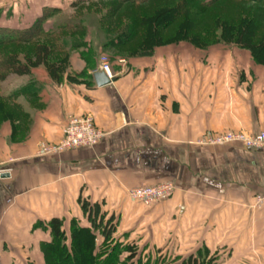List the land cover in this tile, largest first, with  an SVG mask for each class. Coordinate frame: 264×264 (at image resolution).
Returning a JSON list of instances; mask_svg holds the SVG:
<instances>
[{
    "label": "crops",
    "instance_id": "obj_1",
    "mask_svg": "<svg viewBox=\"0 0 264 264\" xmlns=\"http://www.w3.org/2000/svg\"><path fill=\"white\" fill-rule=\"evenodd\" d=\"M27 1L59 7L73 0ZM164 49L120 60L104 86L93 77L101 62L87 68L77 53L68 71L87 69L94 84L91 77L70 82L68 71L55 78L45 65L1 80V93L22 114L0 131V170L8 174L0 175V264H46V222L65 219L68 232L84 200L116 213L119 233L137 236L144 261L264 264V151L200 142L264 129V67L227 62L219 74L211 63ZM86 115L104 133L97 144L38 154L41 142L62 139L71 116ZM163 181L174 191L150 206L127 194Z\"/></svg>",
    "mask_w": 264,
    "mask_h": 264
},
{
    "label": "trees",
    "instance_id": "obj_2",
    "mask_svg": "<svg viewBox=\"0 0 264 264\" xmlns=\"http://www.w3.org/2000/svg\"><path fill=\"white\" fill-rule=\"evenodd\" d=\"M93 0H73L70 2V7L80 8L85 2ZM113 2L111 7H106V13L102 19L106 20L107 27L111 26L114 15L120 16L122 25L119 32L110 33L106 31L107 44L104 50L110 55L111 60L128 61L133 56L146 57L153 56V51L159 47L168 46L181 41H188L189 44L204 48L212 46L213 43H208L206 40L200 41L201 34L191 36V30L198 19L194 16L204 14L200 6H210L217 0H180L178 5L170 6L166 0L164 3L158 4L152 8H143L150 0H104ZM157 1V0H156ZM240 1V0H236ZM257 4L264 5V0H249ZM198 3V7H189L188 3ZM126 6L122 12L121 6ZM143 8L142 10H140ZM136 10V11H135ZM156 10V11H155ZM62 12L60 7L45 6L42 8L40 15L33 19L32 23L27 27H9L0 25V82L10 72L27 73L29 66L26 63L20 64L15 61L8 64L9 59H14V53L3 51L6 44L13 43H28L38 37H52L54 43H46L40 45L36 49V56L32 61V67L42 65L43 63L48 68L50 74L55 78H59V73L68 71V61L70 60L67 52L64 58L57 60L52 59L51 55L54 51H65L67 47L81 48L86 44L84 42L85 34L80 37L79 32H74L75 36L72 42L63 39L62 33L65 30L81 31L85 27L81 24V17L75 19L79 21L72 26L71 23H62L54 29L44 28L45 22L49 17L55 16ZM198 14V15H197ZM193 15V16H192ZM73 19V20H75ZM178 19H183L178 28L168 32V27L171 23H175ZM222 28L217 30L219 41L232 43L236 46L246 48L252 55L254 63L264 65V39L259 42L255 41L257 36L258 24L255 19H250L248 16H243L241 23L238 25L229 24L226 19L216 17ZM75 28V30L73 29ZM78 37V38H77ZM141 38L140 43L136 47L134 53L123 54L117 49L127 46L132 40ZM216 44V43H215ZM90 51L81 53V56L86 60L89 68L90 61H94V56L91 57ZM93 58V59H92ZM66 60V61H65ZM4 61V62H3ZM90 62V63H89ZM93 63V62H92ZM91 66H95L94 64ZM91 77L88 70L82 72L68 71V80L70 82H79L81 78ZM90 84H94L91 80ZM8 106V107H7ZM17 111L21 112L18 104L4 96L0 91V115L6 120L19 117ZM17 114V115H16ZM82 217H72L69 220V231L64 228L65 219L54 217L46 222V228L50 233V240L43 241L40 244L41 251L44 255L46 264H61V259L69 261L71 264H156V261L142 259L139 255V245L129 241H123L118 238L120 221L116 213L109 214L106 208H102L99 202H91L90 200L82 201ZM193 264H197L194 262Z\"/></svg>",
    "mask_w": 264,
    "mask_h": 264
},
{
    "label": "rangeland",
    "instance_id": "obj_3",
    "mask_svg": "<svg viewBox=\"0 0 264 264\" xmlns=\"http://www.w3.org/2000/svg\"><path fill=\"white\" fill-rule=\"evenodd\" d=\"M41 1V0H38ZM45 1L42 0V2L45 4ZM71 1V0H70ZM166 0H150L147 4H145V7L143 8H152V12H154V7H156L158 4L164 3ZM170 6H176L178 5L180 0H167ZM27 0H0V25L2 26H9V27H27L29 24L32 23L33 19L36 18V16L40 15L42 12V8L45 7L44 5H38L35 4H28ZM36 3V0H35ZM70 2H66V4L59 6L62 8V12L60 14H57L55 16L49 17L48 20L44 24V28L46 29H54L57 28L59 24L62 23H71L72 26H75L74 24L78 23L75 18L81 17L82 22L81 24L85 27L81 31H71V30H65L66 33H62L63 39H66L69 42L73 41V38L71 36H75L74 32H79L80 37L85 34L84 42H86L85 45L81 48H69L65 51H54L51 55V58H56L57 60H61L65 57L67 52L69 54V57L72 58V55L74 54H80L82 52L90 51L91 57L94 58V60L97 58L99 62L102 61L103 56H107L108 60L111 64V67H116L117 63L120 60H111L110 55L107 53L106 50H104L105 45L107 44V38H106V31L110 33H117L119 32L120 26L122 25V21H120V16H115L112 18V24L111 26L107 27L106 20H103V14L106 13V7H111L114 3L113 2H106L104 0H93L92 2H85L83 5L80 6V8H73L70 7ZM189 7H198L199 4L196 2L188 3ZM126 6H129L127 4L121 6V11H119V14H122L124 8ZM50 6H48L49 8ZM141 8L140 10H142ZM158 8V6H157ZM202 10L204 11L203 15L196 16L194 15L198 21L195 23L191 30V36H194L195 34H201L200 35V41L206 40L208 43H213L212 46H206L204 48H197L191 44L188 43V41H181L175 44H170L168 46H163L155 49L153 53L155 54L159 49L164 50H171L172 52H177L184 55L183 61H190L197 59L198 62L201 64H207L211 63V67L213 66L215 70H218L219 74L226 73L223 69L225 67V63L231 62V63H244L247 65L250 63H254V60L252 58L251 53L248 49L242 48L239 46H236L232 43H226L223 41H219L217 35V30L222 28L220 22L217 18L219 16L221 18L226 19V21L229 22V24L238 25L241 23L243 16H248L250 19H255L256 23L258 24L257 29V36L254 38L256 42L261 41L264 39V5L257 4L249 0H217L210 4V6H200ZM38 11L37 13H34ZM136 11V10H135ZM156 11V10H155ZM33 12L34 14H30ZM198 15V14H197ZM32 16V17H31ZM193 16V15H192ZM75 19V20H73ZM183 19H178L175 23H171L168 28V32L173 31L178 28L179 24L181 23ZM75 30V28H73ZM78 38V37H77ZM141 38L132 40L127 46L125 47H118L117 49L120 51V53L123 54H130L134 53L136 50V47L140 43ZM54 39L52 37H46L41 36L38 37L28 43H13V44H6L2 48L4 52L7 53H14L16 57L14 59H9V61H15L16 58H21L25 63L26 66H29V71L37 66L32 67V61L30 59H34L36 56V49L46 43H54ZM216 43V44H215ZM169 48V49H168ZM170 53V52H169ZM82 57V56H81ZM133 56L132 58H134ZM61 58V59H60ZM92 58V59H93ZM131 58V59H132ZM261 58H264V54L261 56ZM66 61V60H65ZM86 61V60H85ZM4 62V61H3ZM94 62V67L97 66V63ZM24 63V64H25ZM70 60L68 61L69 66ZM264 67V65L256 64ZM0 65H2L0 63ZM42 65H45L44 63ZM41 66V65H38ZM46 66V65H45ZM68 66V68H69ZM228 65H226L227 67ZM47 68V67H46ZM48 70V68H47ZM49 71V70H48ZM218 81H222L224 76L218 75ZM215 79V78H214ZM214 82V81H213ZM8 107V106H7ZM78 117V116H77ZM12 121V120H11ZM7 123V120H5L0 115V131L3 128V126ZM13 134H14V124L11 123ZM97 127V126H96ZM98 128V127H97ZM99 129V128H98ZM101 130V129H99ZM102 131V130H101ZM103 132V131H102ZM13 137V135H12ZM15 138V137H14ZM19 138H15V141H18ZM14 142V141H13ZM43 143V142H41ZM40 143V144H41ZM39 144V145H40ZM75 148V147H74ZM72 149V148H71ZM0 175L1 170H0ZM118 238L123 241H131L134 243H137L140 248V252L142 253V249L140 244L135 240L137 236H132L131 233L126 232L123 230L121 233H119ZM135 238V239H133ZM3 253V247L0 243V261ZM140 253V254H141ZM61 264H71L69 261L61 259L59 261Z\"/></svg>",
    "mask_w": 264,
    "mask_h": 264
},
{
    "label": "built area",
    "instance_id": "obj_4",
    "mask_svg": "<svg viewBox=\"0 0 264 264\" xmlns=\"http://www.w3.org/2000/svg\"><path fill=\"white\" fill-rule=\"evenodd\" d=\"M97 71H105L110 78L113 77L112 67L107 56H103L100 67L94 73ZM103 135L104 133L96 127L91 115L71 116L64 128L62 139L56 143H41L38 154L40 156H47L61 153L74 147L93 146L100 141ZM200 142L208 145H224L239 142L245 146L264 151V129L254 134L242 131H226L205 136ZM173 191L174 184L169 181H163L158 184L130 188L127 194L132 201L150 206L167 199Z\"/></svg>",
    "mask_w": 264,
    "mask_h": 264
},
{
    "label": "water",
    "instance_id": "obj_5",
    "mask_svg": "<svg viewBox=\"0 0 264 264\" xmlns=\"http://www.w3.org/2000/svg\"><path fill=\"white\" fill-rule=\"evenodd\" d=\"M93 77L98 86L110 84L114 80V77L110 78L105 71H97L94 73ZM1 177H8V174H2Z\"/></svg>",
    "mask_w": 264,
    "mask_h": 264
}]
</instances>
